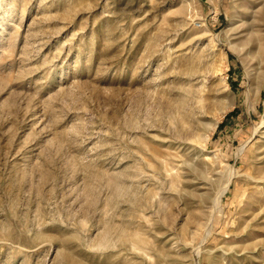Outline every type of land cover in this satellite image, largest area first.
Masks as SVG:
<instances>
[{
    "label": "rangeland",
    "instance_id": "rangeland-1",
    "mask_svg": "<svg viewBox=\"0 0 264 264\" xmlns=\"http://www.w3.org/2000/svg\"><path fill=\"white\" fill-rule=\"evenodd\" d=\"M0 264H264V0H0Z\"/></svg>",
    "mask_w": 264,
    "mask_h": 264
}]
</instances>
